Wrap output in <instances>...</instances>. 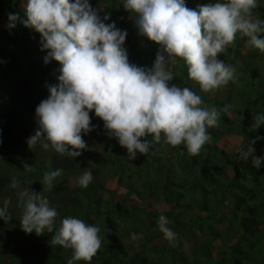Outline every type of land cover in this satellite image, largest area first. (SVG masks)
Masks as SVG:
<instances>
[{
	"label": "trees",
	"instance_id": "1",
	"mask_svg": "<svg viewBox=\"0 0 264 264\" xmlns=\"http://www.w3.org/2000/svg\"><path fill=\"white\" fill-rule=\"evenodd\" d=\"M102 1L110 10L97 11L100 18L107 16L104 22L126 31L131 41L128 48L123 45L129 62L150 69L159 46L138 34L135 18L122 0ZM89 3L96 9L93 0ZM185 4L196 9L208 1L185 0ZM23 5L0 0V188L7 189H13V179L17 187L35 180L27 176L16 153L28 137L25 117L34 115L49 95L34 88L28 72L15 82L6 76L21 64L29 65V53L40 45V34L34 29L19 23L12 30L6 28L8 13L24 17ZM256 17L264 20V0L252 11V18ZM246 40L237 33L227 50L218 54L234 68L236 80L213 92H202L188 78L183 60L177 58L169 65L174 76L170 85L190 88L202 97V106L218 110L230 106L208 129L211 139L198 155L188 153L183 144L173 147L161 141L153 152L137 153L130 160L126 148L108 135L95 115L90 116L93 130L81 133L86 144L81 155L59 154L66 167L48 189L55 197L48 199L49 204L58 213L54 231L68 216L98 226L101 247L87 264H264V161L258 165L251 156L245 161L238 150H229L232 138H241L239 149L246 151L250 145L255 157L264 156V124L256 127L253 119L264 113V52ZM46 67L59 72L60 65L51 60ZM151 139L150 134L141 138ZM39 170L42 175L51 171L42 166ZM85 171L93 177L86 188L77 183ZM21 207L15 203L16 209ZM8 213L9 219L0 220V264H67L73 250L52 245L54 231L25 233L21 216L12 210ZM161 213L177 234L174 243L157 228Z\"/></svg>",
	"mask_w": 264,
	"mask_h": 264
},
{
	"label": "clouds",
	"instance_id": "2",
	"mask_svg": "<svg viewBox=\"0 0 264 264\" xmlns=\"http://www.w3.org/2000/svg\"><path fill=\"white\" fill-rule=\"evenodd\" d=\"M259 0H216L186 7L185 0H122L134 18L138 34L159 46L152 67L129 62L123 47L126 31L105 23L89 0H26L24 17L8 13L6 28L17 24L40 34L41 51L48 50L44 63L54 60L60 65L59 83L48 86L49 95L35 109L38 128L27 140L29 147H51L60 155L76 158L86 148L81 133L87 135L89 113L104 122L110 137L127 150L130 160L137 153L147 155L161 141L170 146L184 145L191 155H198L210 141L208 129L216 126L220 112L202 106V97L188 87L170 85L173 73L169 65L177 58L187 65V75L202 92H213L229 81L235 82L234 68L218 59L236 34L246 37V44L264 52V20L252 18ZM254 126L264 124V113L257 114ZM150 134L152 139L141 140ZM250 145L238 149L240 159L250 156L262 164L264 156L255 157ZM31 166L25 165V168ZM57 168L43 175L49 188L61 175ZM85 171L77 183L86 188L92 181ZM13 188L17 181L13 179ZM22 205L20 227L37 235L54 231L57 209L42 193L25 188L18 193ZM8 203L0 206V220L9 219ZM157 228L164 239L174 243L177 234L169 220L160 214ZM98 226L68 216L55 228L50 243L73 250L67 264L88 261L101 247Z\"/></svg>",
	"mask_w": 264,
	"mask_h": 264
},
{
	"label": "rangeland",
	"instance_id": "3",
	"mask_svg": "<svg viewBox=\"0 0 264 264\" xmlns=\"http://www.w3.org/2000/svg\"><path fill=\"white\" fill-rule=\"evenodd\" d=\"M24 1L25 0H16L18 4H25L26 2L24 3ZM206 1H208V4L216 2V0ZM93 2L96 10L100 14L104 13L105 10H110L106 7V3L102 0H93ZM122 9L123 8L119 7L120 11ZM130 17H132V15ZM130 42L131 41L129 39L125 38L124 46L128 48ZM47 51L48 50L41 51V46L39 45L38 49H36L33 53H29V55L31 56L28 59L29 65L27 63L21 64L19 68H14V71L10 75L6 76L10 78L11 82H15V80L18 79L17 77H22L24 73L28 72V74H30L31 78L33 79L34 88L43 90V93H47L48 86L56 85L59 83L57 77L60 74L57 70L46 67L47 64L44 63V57L47 55ZM130 61H133V59H130ZM89 115L94 117V111L90 112ZM25 118V123L23 125H25V127L28 129L29 133L24 144L16 153V156L24 166H31L30 168H27V176H33L35 180H29L27 181V184H21L20 186L13 189H7L6 187L0 188V206H3V202L5 200L9 201L7 206L8 210H12L16 215L19 216H21L22 210L16 209L17 207L15 208V203H19L18 193L23 189L29 188V190L36 193H42V195L47 199L55 198L49 193V187L43 183V175L41 174L42 171L39 170V167L42 166L52 170L54 166L55 168L61 169L62 172L66 167L64 157L56 153L51 147H49L48 149H43L39 144L29 147V145L27 144V140L35 134V131L39 126L35 114ZM240 142L241 138H232L233 144H230L229 150L237 151L239 149ZM31 171H34V173H31ZM71 184H76V181L73 177L71 178ZM262 237V244L264 245V232ZM31 247L32 246H29L28 248L30 249Z\"/></svg>",
	"mask_w": 264,
	"mask_h": 264
}]
</instances>
